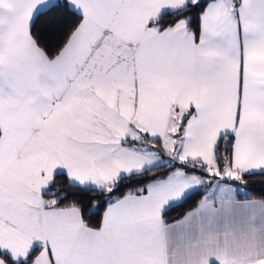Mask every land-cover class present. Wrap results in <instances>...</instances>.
I'll list each match as a JSON object with an SVG mask.
<instances>
[{
  "label": "snow or ice",
  "instance_id": "6c2138e0",
  "mask_svg": "<svg viewBox=\"0 0 264 264\" xmlns=\"http://www.w3.org/2000/svg\"><path fill=\"white\" fill-rule=\"evenodd\" d=\"M252 176L264 0H0V264H264Z\"/></svg>",
  "mask_w": 264,
  "mask_h": 264
},
{
  "label": "trees",
  "instance_id": "16d2710c",
  "mask_svg": "<svg viewBox=\"0 0 264 264\" xmlns=\"http://www.w3.org/2000/svg\"><path fill=\"white\" fill-rule=\"evenodd\" d=\"M248 192L256 198L264 197V177L252 176L248 180ZM203 191V190H202ZM200 196H194L191 200L187 201L183 207L173 208L168 213V219L173 220L182 216L186 211L191 210L198 203Z\"/></svg>",
  "mask_w": 264,
  "mask_h": 264
}]
</instances>
